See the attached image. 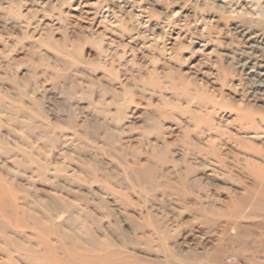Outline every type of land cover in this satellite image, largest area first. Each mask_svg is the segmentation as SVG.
<instances>
[{
  "label": "rangeland",
  "instance_id": "374dc122",
  "mask_svg": "<svg viewBox=\"0 0 264 264\" xmlns=\"http://www.w3.org/2000/svg\"><path fill=\"white\" fill-rule=\"evenodd\" d=\"M141 3L155 16L170 21L171 29L166 33L152 30L149 32L155 35L128 42L141 28L129 12L118 7L113 8L118 24L110 26V19H105L101 27L85 30L66 18V0H0V139L7 146L32 151L38 158L45 156L52 167L47 172L50 179H28L22 166L0 162V175L13 176L20 194L34 198V194L50 190L53 182L62 183L75 172L85 175L94 165L100 175L107 174L119 183L125 177L122 158L143 161L153 154L169 159L151 162L175 180L188 165L195 169L192 179L214 171L207 179L213 202L219 203L228 189L235 188L241 173L231 150L222 148L227 169L209 157L202 159L197 154L192 159L188 153L192 145L186 143L212 149L229 143L231 134L240 137L236 119L245 101L243 87L238 85L243 77L238 60L248 43L235 27L247 26L251 20L242 10L245 1H236L239 12L219 7L220 0ZM178 20L189 26L192 37L173 42V25ZM124 28L131 30L122 34L119 29ZM199 37L208 42V50L199 49ZM196 115L202 121L198 125ZM19 119L32 121L37 132L46 131L56 140L27 136L32 144L27 147ZM208 128L219 135L200 138L201 131ZM253 144L264 151V144ZM235 151L242 159L264 164L261 153ZM56 167L61 176L52 179ZM127 184L131 187V193L124 195L127 198L166 218L180 217L182 209L176 200L143 190L129 178ZM196 192L203 194L204 189ZM69 197L82 203L78 197ZM68 216L61 213L57 221L67 225ZM109 223L111 219L105 221ZM185 236L188 246L199 240L193 232Z\"/></svg>",
  "mask_w": 264,
  "mask_h": 264
},
{
  "label": "bare ground",
  "instance_id": "6f19581e",
  "mask_svg": "<svg viewBox=\"0 0 264 264\" xmlns=\"http://www.w3.org/2000/svg\"><path fill=\"white\" fill-rule=\"evenodd\" d=\"M102 1L106 0H66V18L85 30H92L94 26L101 27L105 19H110V26L118 24L113 8H121L129 12L136 26L141 28L128 42L155 35L152 30L166 33L171 29L172 23L155 16L142 0H109L111 5H103ZM236 1L241 0H220L218 6L232 7V11L239 12L234 7ZM244 1L242 10L251 20L247 26L235 27L248 43L238 60L243 75L238 85L243 87L242 100L245 101L236 119L235 130L240 137L231 134V144L224 142L212 149L198 146L196 142L186 143L192 145L188 151L192 159L197 154L202 159L209 157L227 169V156L222 148L231 150L241 173V177L235 179V188L228 189L226 196L218 199L219 203L213 202L207 179L214 171H206L200 177L194 175L192 179L195 169L188 165L176 180L168 178L159 164L151 162L157 158L169 161L159 154L143 161L122 158L125 177L119 183L111 181L107 174L100 175L95 165L87 169L83 161L87 169L85 175L72 173L65 183L53 182L50 190H42L43 193L34 194V198L20 194L22 190L13 176L0 175V264H264V164L242 159L235 151L261 153L264 158V151L253 144L254 141L264 144V0ZM188 27L178 20L173 25V42L192 37ZM119 30L126 34L131 29ZM202 30L205 31L206 26ZM196 39L201 40L200 50H208V42L201 37ZM217 75L219 79L220 73ZM200 121L201 117L196 115L197 125ZM18 125L24 128L22 136L27 140V147H32L27 136L46 142L56 140L46 131L37 132L30 120L19 119ZM201 132L200 138L219 135L212 128ZM108 138L112 139L113 135L109 134ZM1 142L2 164L22 166L28 179H50L47 172L52 167L45 156L38 158L23 147L14 148ZM53 170L55 174L51 178H59L58 167ZM128 178L143 190L160 192L165 198L176 200L182 209L180 217L166 218L159 211L124 196L131 188ZM199 188L204 189L203 194L196 192ZM69 196L78 197L82 203ZM31 200L35 203L31 204ZM65 212L70 214L67 225L57 221L59 214ZM108 219L112 223L105 224ZM191 232L196 233L199 240L188 246L185 235Z\"/></svg>",
  "mask_w": 264,
  "mask_h": 264
}]
</instances>
